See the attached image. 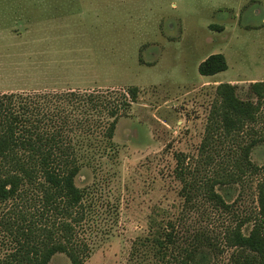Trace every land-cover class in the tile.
<instances>
[{
	"label": "rangeland",
	"instance_id": "obj_1",
	"mask_svg": "<svg viewBox=\"0 0 264 264\" xmlns=\"http://www.w3.org/2000/svg\"><path fill=\"white\" fill-rule=\"evenodd\" d=\"M218 52L228 69L201 74L199 64ZM257 80H264V0H0V93L140 89L113 145L81 148L79 236L90 248L83 264H160L152 237L169 220L180 259L198 245L193 263L231 264L223 235L257 207L255 185H218L237 201L225 211L201 194L188 201L175 168L181 154L196 180L213 174L200 145L216 85L237 84L240 97L256 102ZM258 128L264 135V109ZM230 152L212 154L225 161ZM251 158L264 165V141ZM6 248L0 238V254ZM50 264L73 263L58 253Z\"/></svg>",
	"mask_w": 264,
	"mask_h": 264
},
{
	"label": "trees",
	"instance_id": "obj_2",
	"mask_svg": "<svg viewBox=\"0 0 264 264\" xmlns=\"http://www.w3.org/2000/svg\"><path fill=\"white\" fill-rule=\"evenodd\" d=\"M228 67L227 57L218 52L199 64V72L214 75ZM250 89L256 102L240 97L237 84L216 85L217 99L200 145L209 156L203 164L213 174L196 180L181 154L175 168L188 201L201 194L225 211L237 201L228 202L218 185H255L257 207L238 215L223 235L233 250L231 264H264V165L251 158L264 141L258 128L264 80L251 82ZM139 91L132 85L126 90L0 93V238L7 247L0 264H50L58 253L73 264L85 262L90 248L79 236L86 217L85 190L76 183L83 166L81 148L111 147L119 118L137 102ZM229 151L225 161L213 158L212 153ZM152 241L160 264H196L199 246L185 249L180 259V234L171 220L155 230Z\"/></svg>",
	"mask_w": 264,
	"mask_h": 264
}]
</instances>
